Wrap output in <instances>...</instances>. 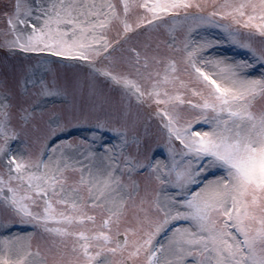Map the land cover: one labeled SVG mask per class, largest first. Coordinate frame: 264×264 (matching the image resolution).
I'll return each instance as SVG.
<instances>
[{
	"label": "snow or ice",
	"instance_id": "1",
	"mask_svg": "<svg viewBox=\"0 0 264 264\" xmlns=\"http://www.w3.org/2000/svg\"><path fill=\"white\" fill-rule=\"evenodd\" d=\"M0 52V264H264V0H0Z\"/></svg>",
	"mask_w": 264,
	"mask_h": 264
},
{
	"label": "rangeland",
	"instance_id": "2",
	"mask_svg": "<svg viewBox=\"0 0 264 264\" xmlns=\"http://www.w3.org/2000/svg\"><path fill=\"white\" fill-rule=\"evenodd\" d=\"M140 39H142V37H140ZM225 47H227V46H225ZM226 54H229V55L232 54V49H229V51ZM3 59H4V53L0 52V68H2ZM98 90L108 97L109 103L116 102L115 103V107H116L117 110H119V104H118L119 96H118V93L109 92L107 86H105L103 84H99L98 85ZM92 99H94V98H92ZM92 99H90L88 97V95L85 93L83 96L77 95L75 100L74 101L70 100L69 103L75 102L76 104L89 106L92 103ZM109 103H105V107L106 108H109ZM63 107L64 106L62 104H60L59 102L57 103V110H60ZM134 111H135V109H134ZM130 119H131V117H130ZM41 128H43V125H41ZM140 131L142 132L143 129L141 128ZM151 131L154 132L155 129L153 128V129H151ZM86 134L87 133H85L83 131H80V132L76 133L77 136L86 135Z\"/></svg>",
	"mask_w": 264,
	"mask_h": 264
}]
</instances>
